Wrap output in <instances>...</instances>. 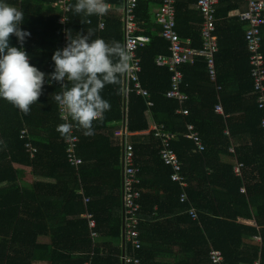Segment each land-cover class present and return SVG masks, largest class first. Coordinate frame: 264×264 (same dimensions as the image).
Returning a JSON list of instances; mask_svg holds the SVG:
<instances>
[{
  "label": "trees",
  "instance_id": "obj_1",
  "mask_svg": "<svg viewBox=\"0 0 264 264\" xmlns=\"http://www.w3.org/2000/svg\"><path fill=\"white\" fill-rule=\"evenodd\" d=\"M164 1H138L134 13L138 29L135 36L147 37L148 42L138 47L135 56L141 65V87L147 92L146 101L152 104L149 112L154 125L163 127L164 132L175 137L169 150L185 174V203H180L182 191L170 180L172 172L159 155L162 150L159 139L154 131H146L144 100L130 87L126 99L124 97L123 75L118 84L106 85L101 91L102 98L111 107L100 120L93 121L94 134L85 136L80 129L77 132V156L82 160L79 171L94 170L97 175L77 180V172L66 162V138L57 131L62 123L53 99L63 89L54 81L49 85L48 76L54 71V62L47 65L45 61L52 60L57 49L67 46L68 33L73 38L78 34H90V40L103 39L109 44L115 41L123 46L124 17L119 10L123 8L124 0H105L112 9L104 15L92 16L73 12L72 6L77 0L66 4L68 11L64 15L61 8L54 6V0H2L24 13L20 27L30 36L21 45L12 35L10 45L22 47L27 52L29 63L45 73V84L27 115L0 99V207L3 208L0 210V264H30L29 261L23 263L21 257L26 245V254L31 250L34 234L27 235L26 241L22 234L30 233L35 224H40V232L45 238L50 237L51 242H38L33 249L45 252L47 260L53 264L58 254L54 251L56 243L52 239H56V232L51 227L52 221L60 219L62 223L74 224V219L80 220L77 223L87 230L86 221L81 219L85 213L82 198L77 196L80 186L90 200L89 210L95 218L101 242L95 247L92 258L87 254L78 261L63 258V262L120 264V246L116 241L120 240L122 218L119 194L121 146L112 139V132L119 127L124 115L135 153L134 165L138 169L143 263L212 264L209 253L217 251L224 264H264V137L260 114L249 98L252 83L244 42L246 26L233 24V18L228 17L235 8H241L240 0H218L216 8L218 54L214 62L217 83L222 87L220 101L224 116L214 112L216 93L204 57L198 56L193 64L181 68L186 78L176 85L183 99L167 97L173 86V75L155 65L157 56L168 55L169 44L161 38V27L156 23ZM195 2L176 0L175 27L182 39L190 40L193 49L202 50V20L194 9ZM63 17L66 21L62 25L59 21ZM101 21L102 29L99 28ZM261 32L264 51V28ZM71 86L69 82L68 87ZM190 127L193 132L189 131ZM24 128L36 150L33 158H30L24 141L19 139V132ZM225 132L233 138H248L230 143ZM191 134L199 139L202 150L199 151L189 138ZM237 163L254 169L256 181L244 184L233 171ZM21 164L30 167L33 176L39 171L45 178L43 188L38 183L29 184L28 181L27 185L25 180L22 181V173L15 168ZM53 178V182L48 181ZM108 182L109 189H115V194L111 191L110 196L104 197L103 205L94 209L100 193L105 191L104 183ZM166 209L171 213L170 217L160 220ZM191 211L195 213V219L189 215ZM61 224L57 233L63 235L68 228ZM86 245L90 251V241ZM100 249L103 256H98ZM33 258L30 256L29 260Z\"/></svg>",
  "mask_w": 264,
  "mask_h": 264
},
{
  "label": "built area",
  "instance_id": "obj_2",
  "mask_svg": "<svg viewBox=\"0 0 264 264\" xmlns=\"http://www.w3.org/2000/svg\"><path fill=\"white\" fill-rule=\"evenodd\" d=\"M23 1V0H20ZM58 3L54 4L55 7L61 8L63 15L67 13L68 9L66 4L70 0H57ZM139 0H124L123 12L125 14L123 20V46L131 54V60L129 61V68L124 74L125 76V97L127 93L132 90L136 96L144 100V115L147 121H152L150 108L151 103L146 101L148 97L147 92L142 89L139 76L141 73V65L139 60L136 58L135 53L138 47L143 46L148 42L147 37L135 36L138 32L135 24L134 13L137 9ZM244 6V11L237 13V18L240 22L247 25L245 31L244 40L249 52V64L251 66V79L252 85L255 92L260 93L258 99L259 110H262V118L260 121V127L264 135V53L260 51V28L264 27V0H240ZM218 0H197L194 7L199 13L202 19L200 38L202 42V50H196L191 47L189 39H182L181 36L176 32L175 21L177 15L175 12L176 0H165L164 4L159 10L157 15L156 23L161 27V38L164 39L168 44V55H159L155 58V65L158 69L165 70L171 73L173 86L170 91L167 92L168 98L182 100L183 98L177 91V85L186 76L181 72V68L185 64H193L195 58L198 56L204 57L207 61V70L209 74V80L214 84L217 99L221 92V87L217 84V71L215 67V55L218 53V37L215 28V9L218 5ZM109 9L112 6L109 5ZM66 21L63 17L59 23L64 24ZM99 28H103V22L99 24ZM66 45L63 46V49ZM130 87V89H129ZM217 113H222L219 106L215 107ZM59 118L64 123H72L70 120L62 119L61 110L58 106ZM79 129L73 124L70 135L66 138V162L70 168L77 170L81 165L82 161L77 156L78 147V132ZM149 131L155 132V137L159 139L162 145V150L159 155L164 165L171 170L170 180L173 183H177L182 191L179 201L185 203L187 197L185 190L187 184L184 182L185 174L183 173L178 159L172 151L169 150L170 143L175 140L172 134H168L163 131V127H157L153 124V127ZM189 131L193 132L192 127ZM226 137L229 138L228 133H225ZM114 140L118 141L121 146V165L123 167V183H122V203H123V248L122 254L120 253L119 258L121 264H143L140 257L141 243L139 240V224L141 218L139 215L138 200L140 197L136 187L139 184L137 179L138 169L135 164V153L133 150L131 136L128 134L126 121L122 122L120 128L114 130L112 133ZM188 136L186 135V138ZM19 138L24 141L25 148L29 152L30 158L34 157L36 150L32 147L29 142V137L26 130L20 132ZM189 138L195 142L197 149L200 151L203 149L201 142L195 134L189 135ZM231 143V141H229ZM233 152V149H230ZM243 168L242 163H237L234 167V173L240 176L241 169ZM88 200H85L87 203ZM195 213L190 212V216L195 219ZM85 218L87 219V226L89 231V239L95 241L97 239V233L95 230V222L91 215L86 213ZM258 241V239L256 238ZM209 257L212 260V264H224L220 257L219 252L211 251ZM90 264V263H85Z\"/></svg>",
  "mask_w": 264,
  "mask_h": 264
},
{
  "label": "clouds",
  "instance_id": "obj_3",
  "mask_svg": "<svg viewBox=\"0 0 264 264\" xmlns=\"http://www.w3.org/2000/svg\"><path fill=\"white\" fill-rule=\"evenodd\" d=\"M72 10L75 14L83 13L85 16H92V15H104L110 9H109V5L105 2V0H77L75 5L72 6ZM242 11H244V9ZM24 19H25L24 13L21 10H18L16 7L4 3L2 2V0H0V99H3L6 102L12 104L21 113L27 115L30 112L31 106L37 103L39 97L42 94V89L45 84V73L29 63V56L27 52L22 49V47L18 48L10 45V37L12 35L17 37L18 42L21 45H23V43L25 42V38L27 36H30L29 32L22 30L20 27L23 24ZM215 21H216V9H215ZM245 26L247 29L246 24ZM215 27H216V23H215ZM263 28L264 27L260 28V38H261L260 51L264 53V51H262V32H261ZM67 35H68L67 46L62 50L57 49L52 55V61L54 62V71L48 76L49 85H51L52 82L54 81L56 83H60L61 88L63 89L62 92L57 93L53 96L54 101L57 103V116L59 121L61 122L58 114V106L61 110L62 119L70 120L72 122V123H64L59 125L57 127V131L61 134L62 137L67 138L71 133L73 124H75V126L78 129L82 130L83 135L91 136L94 134L93 121L100 120L103 116V113L110 110L111 107L110 103L102 98L101 91L106 85L118 84L120 82L119 77L122 75L124 78V91L126 90L124 74L127 72L129 68V61L131 60L132 57L131 54L118 42L114 41L111 44H109L103 39L90 40L89 39L90 34L88 35L78 34L75 38L71 37L69 33ZM217 54L215 55V58ZM247 55H248V65L251 71V66L249 64L250 55L248 51H247ZM217 78H218V74H217ZM64 81H67V83H63ZM69 82L72 85L71 87H68ZM251 83H252V79H251ZM251 89H252L251 99L254 101L256 110L260 114V121H261L262 110H259L258 108L259 107L258 99L260 97V93L255 92L253 85ZM221 93L222 90L219 93L218 99L216 96L217 104L215 107L219 106L221 108L222 114H224L220 101ZM124 97H125V93H124ZM123 121L124 122L126 121L125 115L123 116V119L120 121L118 128H120V125ZM148 123L149 121H147V128H148ZM152 124H154L153 120H152ZM22 130L27 131V129L25 128ZM225 133L224 136H226ZM227 140L232 142L233 137L230 136V139L227 138ZM78 145H79V137H78ZM244 167L245 166L243 164V168ZM79 168L75 170L77 172V175L80 172ZM238 177L243 180L242 174H240V176ZM122 183H123V167L121 165L120 199H121L122 218L120 225L121 246H120L119 255L120 253L122 254V248H123L122 247L123 246ZM136 189L139 192L138 186L136 187ZM77 196L82 198V203L85 210V213L83 214L82 218L83 220L86 221V226H87V219L85 218V215L86 213H88L89 215L92 216L95 222L96 227L94 231L97 233L96 231L97 224L95 218L89 210L90 200L84 196V194L80 191V189L77 191ZM85 200H88V202L85 203ZM139 200L137 202L138 206H139ZM139 213H140V206H139ZM87 230H88V226H87ZM138 230H139V240H140V236L142 232L140 231L139 228ZM88 236H89V231H88ZM88 236H87L88 241H90L91 243V249L88 255L90 258H92L94 256L95 247L100 243L96 242L99 239L98 234H97V239L94 242L91 241ZM98 256H103V254L99 253ZM119 261L121 264L120 258ZM141 261L143 263L142 258ZM85 263L91 264L90 261H87Z\"/></svg>",
  "mask_w": 264,
  "mask_h": 264
},
{
  "label": "crops",
  "instance_id": "obj_4",
  "mask_svg": "<svg viewBox=\"0 0 264 264\" xmlns=\"http://www.w3.org/2000/svg\"><path fill=\"white\" fill-rule=\"evenodd\" d=\"M243 9H244V7L242 5H241L240 9L235 8L232 13H229L228 17L233 18V24L238 23L240 25H244V28H245V24L241 23L239 21V19L237 18V13L241 12ZM119 11H121V14H123V8H121V10H119ZM51 61L52 60L47 59L45 61V64L48 65L51 63ZM249 98H251V93H250ZM214 112L219 116H224V114L217 113L215 110H214ZM230 136L231 135H229V139H230ZM247 138H248V136H238L236 138H233V141L239 142V141L245 140ZM21 165H22L21 167L18 165H15V168L19 169L20 172L22 173V176L24 178V179L22 178V181L24 182V180H25L27 185H28V181H29V184H31V182L32 183H38L39 187L43 188L44 183H45V178L40 175L39 171L37 172L36 176H33L30 167H25L23 164H21ZM241 174H242V178H243L242 181L244 184H250V183H253L256 181L257 176H256L254 169H252V168L244 167L241 170ZM55 175L56 174H54V177H55ZM96 175H97V172H95L94 170L79 172V174L77 175V180H83L85 177L86 178H93ZM120 177H121V175H120ZM54 179L55 178L50 179L48 181L53 182ZM69 183H71V187H72V180L69 181ZM67 184H68V182H67ZM109 186H110L109 182L104 183V190L105 191H104V193H100V196L97 199L98 201L96 202V208H94V209H99L100 206L103 205V202L105 201L104 197H108V195L110 196L111 191H113L114 192L113 194H115V191H114L115 189L111 190V189H109ZM65 187L67 188L68 185H66ZM80 191L83 193L82 186H80ZM39 193L40 192H37V194H39ZM41 193H42V190H41ZM119 194H121L120 188H119ZM99 204H100V206H99ZM65 206L66 207L68 206L67 203H65ZM56 207L59 208V205H56ZM1 209H3V208L0 207V210ZM170 215H171V213L169 212L168 209H166L165 213L162 216H160L159 219L160 220L166 219L167 217H170ZM81 219L83 220V218H81ZM73 221L75 222L74 224H70V223L65 224L66 222L62 223V222H60V219H57L56 221L55 220L52 221L51 227H53L54 232H56V237H55L56 239H52V240H54L53 242L56 243V247L54 249V251L56 252L55 254H58L57 255L58 258L56 257L57 259L53 264H65V262H63L64 261L63 258H71V259H76L78 261V260L86 257L88 253H90L89 247H88V245H86L88 242V238H87L88 230H86L83 226H82L83 227L82 228L80 226V224H78V223H80V220H79V222L75 219ZM59 223L60 224L62 223L63 226H66V229L68 228L67 231H64L63 235H60V233H57V228L60 225ZM243 224L253 225L254 223H243ZM4 226H7V224H5ZM34 228H36V230ZM40 228H41L40 224H35L32 226V231L30 233L25 231L22 234L24 241H26L27 235L34 234L33 238L31 239V242H32L31 247H30L31 250H29L28 254H26V252L28 250V245H26L23 248L22 256L24 257V255L26 254L25 258L21 257L23 263H26L27 261H29L30 264H52L47 260V256H46L45 252H43L42 250H34L33 249V245L38 244V242H44V241L47 243L51 242L50 237L46 236V238H45V236L40 232L41 231ZM98 238L99 239L96 242L100 243L101 238H100L99 234H98ZM116 242L119 243V246H121L120 240L116 241ZM100 251L101 252H99V253H102L101 249H100ZM30 256H34V258L32 260H29ZM67 263L68 264H74V263H70V262H67Z\"/></svg>",
  "mask_w": 264,
  "mask_h": 264
},
{
  "label": "bare ground",
  "instance_id": "obj_5",
  "mask_svg": "<svg viewBox=\"0 0 264 264\" xmlns=\"http://www.w3.org/2000/svg\"><path fill=\"white\" fill-rule=\"evenodd\" d=\"M57 3H58V1H57V0H54V4H57ZM122 15H123V17H125V14H124V13H123ZM181 72H182L183 74H185L183 71H181ZM150 125H151V124L148 123V128L150 127Z\"/></svg>",
  "mask_w": 264,
  "mask_h": 264
},
{
  "label": "rangeland",
  "instance_id": "obj_6",
  "mask_svg": "<svg viewBox=\"0 0 264 264\" xmlns=\"http://www.w3.org/2000/svg\"><path fill=\"white\" fill-rule=\"evenodd\" d=\"M149 123L151 124L149 128H147V130H149L150 128L153 127L152 121H149Z\"/></svg>",
  "mask_w": 264,
  "mask_h": 264
}]
</instances>
